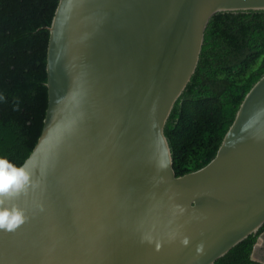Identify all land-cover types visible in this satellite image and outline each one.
Segmentation results:
<instances>
[{"label": "water", "instance_id": "1", "mask_svg": "<svg viewBox=\"0 0 264 264\" xmlns=\"http://www.w3.org/2000/svg\"><path fill=\"white\" fill-rule=\"evenodd\" d=\"M251 11L264 0H60L30 183L3 205L26 219L0 230V264H216L259 233L264 76L206 167L177 177L165 134L212 18Z\"/></svg>", "mask_w": 264, "mask_h": 264}, {"label": "trees", "instance_id": "2", "mask_svg": "<svg viewBox=\"0 0 264 264\" xmlns=\"http://www.w3.org/2000/svg\"><path fill=\"white\" fill-rule=\"evenodd\" d=\"M60 0H0V158L21 167L42 134L49 104V28ZM264 76V11L219 13L210 21L195 75L165 134L177 177L217 155L247 94ZM264 227L216 264L252 260Z\"/></svg>", "mask_w": 264, "mask_h": 264}, {"label": "clouds", "instance_id": "3", "mask_svg": "<svg viewBox=\"0 0 264 264\" xmlns=\"http://www.w3.org/2000/svg\"><path fill=\"white\" fill-rule=\"evenodd\" d=\"M30 183L26 169L17 167L7 159L0 158V230L12 231L25 222V215L18 208L3 207L7 197L20 192ZM182 243L187 245L188 239Z\"/></svg>", "mask_w": 264, "mask_h": 264}, {"label": "crops", "instance_id": "4", "mask_svg": "<svg viewBox=\"0 0 264 264\" xmlns=\"http://www.w3.org/2000/svg\"><path fill=\"white\" fill-rule=\"evenodd\" d=\"M261 241L264 243V238H262ZM254 260L256 262L264 263V245L258 246L257 250L254 253Z\"/></svg>", "mask_w": 264, "mask_h": 264}, {"label": "flooded vegetation", "instance_id": "5", "mask_svg": "<svg viewBox=\"0 0 264 264\" xmlns=\"http://www.w3.org/2000/svg\"><path fill=\"white\" fill-rule=\"evenodd\" d=\"M262 238H264V233L259 237L258 242L261 241Z\"/></svg>", "mask_w": 264, "mask_h": 264}, {"label": "rangeland", "instance_id": "6", "mask_svg": "<svg viewBox=\"0 0 264 264\" xmlns=\"http://www.w3.org/2000/svg\"><path fill=\"white\" fill-rule=\"evenodd\" d=\"M260 242H261V243H260V245H262V246H263V245H264V243H263L262 241H260ZM260 245H259V246H260Z\"/></svg>", "mask_w": 264, "mask_h": 264}]
</instances>
